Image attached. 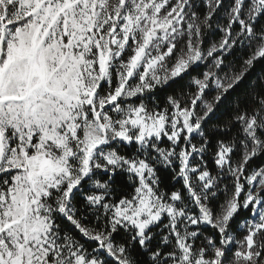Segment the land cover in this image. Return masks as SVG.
I'll return each mask as SVG.
<instances>
[{
	"label": "snow or ice",
	"instance_id": "snow-or-ice-1",
	"mask_svg": "<svg viewBox=\"0 0 264 264\" xmlns=\"http://www.w3.org/2000/svg\"><path fill=\"white\" fill-rule=\"evenodd\" d=\"M0 264H264V0H0Z\"/></svg>",
	"mask_w": 264,
	"mask_h": 264
},
{
	"label": "trees",
	"instance_id": "trees-1",
	"mask_svg": "<svg viewBox=\"0 0 264 264\" xmlns=\"http://www.w3.org/2000/svg\"><path fill=\"white\" fill-rule=\"evenodd\" d=\"M229 59H233L232 57H230Z\"/></svg>",
	"mask_w": 264,
	"mask_h": 264
}]
</instances>
